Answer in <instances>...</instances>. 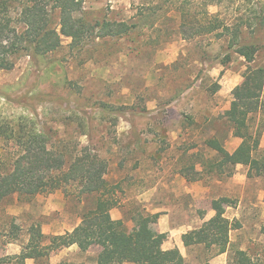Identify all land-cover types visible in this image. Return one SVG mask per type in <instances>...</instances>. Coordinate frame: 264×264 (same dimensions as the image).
<instances>
[{
	"label": "rangeland",
	"instance_id": "rangeland-1",
	"mask_svg": "<svg viewBox=\"0 0 264 264\" xmlns=\"http://www.w3.org/2000/svg\"><path fill=\"white\" fill-rule=\"evenodd\" d=\"M183 1L84 0L79 16L86 23H124L129 32L87 39L79 51H72V40L65 37L56 52L42 58L22 56L12 70H0L2 118L33 117L42 129L53 133L57 144L71 151L80 146L94 148L108 163L105 178L116 188L120 201L111 210L115 220L128 218L131 210L133 216L137 212L153 215L147 211L148 199L138 192L159 184V200L175 196L178 171L189 183L208 186L229 179L208 174L199 152L203 140L214 134L226 147H234L231 135L217 120L229 110L232 91L242 82L246 64L227 50L225 38L217 39L213 33L183 39L179 29ZM208 11L226 14L217 6ZM258 62H264L263 55ZM241 170L245 174L247 167ZM174 180L169 192L164 185ZM262 188L263 179L252 178L231 200L237 202L245 191L254 204L245 213L260 217ZM212 200L211 196L194 202L198 215L211 207ZM89 204V199L80 202L62 189L31 201L17 195L7 198L0 205V257L21 253L33 223L40 224L49 237L69 233ZM128 226L132 228L134 222L128 221ZM14 228L17 237L11 232ZM249 249L253 263L264 264V239L252 241ZM95 256L94 250L82 253L75 247L64 248L53 252L50 262L95 264ZM25 264L36 261L28 259Z\"/></svg>",
	"mask_w": 264,
	"mask_h": 264
},
{
	"label": "trees",
	"instance_id": "trees-1",
	"mask_svg": "<svg viewBox=\"0 0 264 264\" xmlns=\"http://www.w3.org/2000/svg\"><path fill=\"white\" fill-rule=\"evenodd\" d=\"M83 3L84 0H0V70H12L22 56L42 58L56 52L65 37L72 40L71 50L79 51L87 39L121 37L129 32L124 23H86L85 17L79 16ZM183 4L179 16L183 39L213 33L217 39L225 38L227 50L246 64L242 82L232 91L229 110L220 113L217 120L241 143L229 153L222 138L216 134L207 137L199 152L200 163L207 173L219 178L231 177L238 164L244 165L248 178H261L264 185V62H258L264 56V0H200L197 4L184 0ZM210 6L222 7L226 14L210 13ZM136 27L133 24V29ZM97 30L100 34H96ZM0 141V205L14 195L31 201L39 194L59 189L80 202L90 201L82 208L81 222L72 232L49 237L40 224L33 223L21 253L0 257V264H25L27 259L52 264L53 252L72 245L82 253L94 250L95 264H187L177 248L163 249L167 236L157 229L160 213L137 212L133 216L131 210L128 218H112L111 210L120 201L116 188L105 178L108 163L94 148L80 146L71 151L67 145L57 144L53 133L42 129L37 119L25 116L11 120L0 116ZM226 168L230 169L228 173ZM229 203L226 198L212 200L210 208L217 214L183 235L185 246L203 245L206 255L198 264H209L213 248L218 253L227 251L229 233L239 227L223 216V206ZM128 221L134 222L132 228ZM15 230L11 232L17 237ZM229 264L253 263L247 252L236 250Z\"/></svg>",
	"mask_w": 264,
	"mask_h": 264
},
{
	"label": "crops",
	"instance_id": "crops-1",
	"mask_svg": "<svg viewBox=\"0 0 264 264\" xmlns=\"http://www.w3.org/2000/svg\"><path fill=\"white\" fill-rule=\"evenodd\" d=\"M230 138L234 147L228 148L225 146V148L229 153H233L240 145L241 139L232 135ZM261 148L264 149V135L261 139ZM243 167L244 165L238 164L236 166V172L229 177L228 180L218 179L215 181L214 185L211 186L206 184L203 185L200 181H190L189 183L186 177H184L186 175L178 171L174 175L177 177L176 180H178L177 187L173 190L174 193L177 191V194L171 197L168 195L162 200H159L156 194L159 184L149 185L138 192L139 197H143L144 200L148 199L145 200L149 203L147 206L148 212L154 214L160 213V217L157 220V229L159 233L167 236V239L162 244L164 250L177 248L185 258L187 264H198L199 260L206 255L203 250V245H192L187 247L184 244L183 235L200 228L204 222L214 217L217 211L209 208L198 215V210L195 209L194 202L203 198L208 199L211 196L213 200L226 198L230 200L231 203L223 206V216L231 222H237L239 227L230 231V242L227 251L218 253L215 248L212 249V253L210 254L213 255L209 259V264H229L231 254L236 250L247 252L253 263L254 259L249 249V244L252 241H256L257 238L264 239V185L261 190L262 194L259 195L262 199L260 202L262 215L260 217H255L254 215L250 217L245 213V209L246 207H253L254 204L253 201L245 195V191L241 193L242 196L237 202L231 200L232 194L234 192L240 193L241 189L252 179L248 178L247 172L245 174L241 172ZM176 180L172 181L169 186L166 184L164 185L168 191L171 185L175 187L174 183ZM211 190H213V192H211ZM79 224L74 226L70 232ZM256 227L258 228V233L255 234ZM42 232L45 234L44 231ZM73 247H75L76 251H80L77 245H72L66 249Z\"/></svg>",
	"mask_w": 264,
	"mask_h": 264
}]
</instances>
